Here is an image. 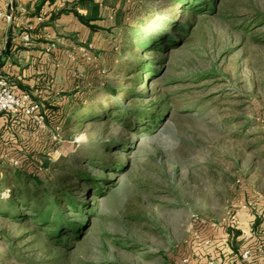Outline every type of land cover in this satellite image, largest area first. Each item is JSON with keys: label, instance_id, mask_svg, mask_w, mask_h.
<instances>
[{"label": "rangeland", "instance_id": "374dc122", "mask_svg": "<svg viewBox=\"0 0 264 264\" xmlns=\"http://www.w3.org/2000/svg\"><path fill=\"white\" fill-rule=\"evenodd\" d=\"M168 3L138 0L127 24H167ZM175 15L194 23L178 47L155 54L162 63L154 76L135 87L127 82L134 76L121 68L136 51H124L118 31L97 56L101 74L86 101L52 138L20 150L21 167L46 182L81 169L103 179L102 192L79 190L88 208L80 240L70 251L57 249L29 224L0 216V264H193L204 252L198 236L212 238L213 228L264 191V0H220L213 15ZM131 88L134 98L126 96ZM151 102L163 117L150 131L106 118ZM107 156L121 166H94ZM47 159L55 164L46 167ZM194 214L211 230L198 235Z\"/></svg>", "mask_w": 264, "mask_h": 264}, {"label": "crops", "instance_id": "0c3cea01", "mask_svg": "<svg viewBox=\"0 0 264 264\" xmlns=\"http://www.w3.org/2000/svg\"><path fill=\"white\" fill-rule=\"evenodd\" d=\"M137 1L1 0L4 56L0 58V78L15 92L31 94L44 111L66 105L73 93L89 92L93 87L95 73L101 74L97 56L111 47L115 34L134 17L139 10L134 8ZM63 9L68 11L61 12ZM75 11L99 29L92 30ZM9 14L11 19L6 18ZM52 44L55 47L49 51ZM46 138L51 137L45 128H39L31 118L0 114L1 159L5 155L24 157L20 151L23 144L39 147ZM251 197L255 204L241 208L236 220L212 229L211 257L217 262L264 264V191ZM246 250L251 252L249 258L241 259ZM209 257L202 252L193 264H207Z\"/></svg>", "mask_w": 264, "mask_h": 264}, {"label": "trees", "instance_id": "16d2710c", "mask_svg": "<svg viewBox=\"0 0 264 264\" xmlns=\"http://www.w3.org/2000/svg\"><path fill=\"white\" fill-rule=\"evenodd\" d=\"M168 1L167 7L170 9L165 12L169 20L167 24H150L146 20L135 26L122 25L121 37L124 51H136V53L124 62L126 63L124 66L123 62L120 64L123 66L121 72L127 73L128 76H134L127 78V82L134 83V87L144 82V78L147 76H154L158 72L157 68L161 65L162 58L155 54L167 53L170 49L178 47L181 40L189 33L194 21L178 20L175 14L182 13L183 17L185 15H213L217 11L220 0ZM66 11L68 10L63 9L61 12ZM75 14L92 30L99 29L98 26L90 24V19L76 11ZM259 18L257 17L256 20ZM259 22L264 24V20ZM258 40L264 42V34ZM134 92L132 88L126 90V96L134 98L136 96ZM86 93L88 92L78 91L72 94L71 100L66 105L48 107V111H45L46 122L49 125H46L47 129L45 128L48 136H51L52 133L50 134V132L56 126L67 119V115L75 109L76 104L83 102V100L86 101ZM159 108L155 102H151L147 106L134 105L131 108H118L116 115L113 117L106 115V118H112L122 123L128 130L138 131L145 128L144 130L150 131L163 117L159 113ZM121 144L123 143L116 144L117 148H124ZM111 151V149L104 148L105 153ZM18 158L20 164L13 165L11 163L15 169L2 166L0 163V216L11 221L27 223L34 227L35 232L45 235L47 243L51 247L70 251L73 248L72 241L80 240L85 230L86 220L80 221L79 219L88 212V208L85 206L86 195L83 197L79 190L86 185L88 191L92 189L102 192L103 179L97 176L93 177L88 170L81 169L67 171L66 175L46 182L47 180L36 171H28L21 167L25 156H18ZM92 162L94 166L104 171L113 170L117 168L115 167L117 165L121 166L116 164L110 156L94 159ZM54 164L49 159L45 161L46 167ZM59 168L63 169L64 167ZM74 184L80 185L77 188ZM7 188H9L8 195L4 196ZM207 228L210 229L207 226L203 230Z\"/></svg>", "mask_w": 264, "mask_h": 264}, {"label": "built area", "instance_id": "2783aa9c", "mask_svg": "<svg viewBox=\"0 0 264 264\" xmlns=\"http://www.w3.org/2000/svg\"><path fill=\"white\" fill-rule=\"evenodd\" d=\"M1 1V0H0ZM3 17V13L0 10V18ZM12 15L9 14L6 18L11 19ZM25 39L29 40L30 35L26 34ZM55 47V44L49 46L48 50L50 51ZM4 56V48L0 45V58ZM1 113H9L12 115H25L31 118L40 128H46V114L43 109L42 104L35 101L31 94L29 93H17L14 91L12 86L8 81L3 78H0V114ZM55 135L54 139H57ZM5 159L9 160L14 165L20 164V159L17 157H13L11 155H5ZM1 160V158H0ZM8 195V194H7ZM254 200H249L247 203H244L241 208H248L254 205ZM230 221L236 220V214L232 215L229 219ZM192 222L195 227H197L198 235H200L203 228L207 226H211L210 222L206 221L204 218L199 217L198 215H192ZM200 242L198 243L200 246L203 247L204 252H206L210 257L207 260V264H230L229 262H217L213 257H211L212 252V238L211 237H204L200 238ZM250 250H246L240 254L241 259H247L250 256ZM189 259H186L188 262Z\"/></svg>", "mask_w": 264, "mask_h": 264}]
</instances>
